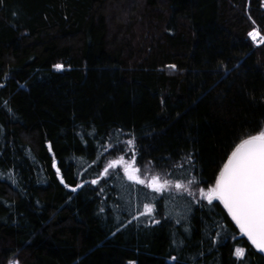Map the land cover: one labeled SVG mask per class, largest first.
I'll list each match as a JSON object with an SVG mask.
<instances>
[{"label":"trees","instance_id":"1","mask_svg":"<svg viewBox=\"0 0 264 264\" xmlns=\"http://www.w3.org/2000/svg\"><path fill=\"white\" fill-rule=\"evenodd\" d=\"M252 29L264 0H0V264H264L219 201L152 193L159 223L136 220L150 190L103 174L134 137L141 170L181 176L190 155L214 184L264 130Z\"/></svg>","mask_w":264,"mask_h":264},{"label":"snow or ice","instance_id":"2","mask_svg":"<svg viewBox=\"0 0 264 264\" xmlns=\"http://www.w3.org/2000/svg\"><path fill=\"white\" fill-rule=\"evenodd\" d=\"M258 35V32L249 33V36L254 40ZM261 42H264V38ZM55 68L62 69L63 65L57 64ZM118 144L119 141L116 144L102 145V147L105 151H108L109 148L116 147ZM125 145L132 151V157L126 160L125 155H119L118 158L109 160L103 169V174L108 176L110 175L109 169L114 170L118 166H122L128 181L133 182L135 185H143L150 190V192H141L142 199L139 201L137 209L130 211L132 219L138 220L141 216H145L155 223H159L154 215L157 210L158 197L152 195V193L161 196L168 193L165 199L173 200L177 196L183 199L186 194L197 202L207 200L210 205L213 204V201H219L226 209L228 216L239 228V233L247 237V240L257 250L264 252V130H259L256 134H248L246 138L240 139L239 143L232 148L226 161L223 162L214 184L206 188L199 187L201 181L190 174V168L194 167L191 165L190 155L184 158L189 163L190 168L181 176L169 172H153L147 166L141 174V168L136 166L135 161V138L127 140ZM49 148L51 149V144H49ZM124 151V149L117 147V152ZM177 167L183 168V164H179ZM56 171L59 175L60 168L57 167ZM60 179L61 183H64L63 176ZM91 183H99V178L92 180ZM65 186L70 187L67 184ZM81 186L77 185L76 187ZM72 190L75 191L76 189L73 188ZM100 190L103 191V188ZM197 190L199 200H197ZM124 191L128 192L129 188L124 187ZM176 222L180 223V219H177ZM221 228H223V225H221ZM185 230L187 231V229ZM214 237L218 239L220 233H214ZM225 238L235 239V236L229 237L226 235ZM235 255L238 258H244L245 248L236 247ZM172 259L176 260V257L173 256ZM10 264H18V261H12ZM129 264H134V262L130 261Z\"/></svg>","mask_w":264,"mask_h":264},{"label":"rangeland","instance_id":"3","mask_svg":"<svg viewBox=\"0 0 264 264\" xmlns=\"http://www.w3.org/2000/svg\"><path fill=\"white\" fill-rule=\"evenodd\" d=\"M250 32H257V30L256 29H252ZM249 32V33H250ZM249 35V34H248ZM256 38H258V40H262V38H264L263 37V35L262 34H260V35H258ZM249 40H250V42L252 43V45H254V46H258V45H260V44H255V42H254V39H252V37H250L249 36ZM125 145V144H124ZM118 148H121V149H124L125 151L124 152H117V149H114L112 152H110V153H112L111 154V156L109 155V154H107L106 155V159L104 160L105 162H104V167L107 165V162L109 161V160H111V159H116V158H118V156L119 155H125V159L126 160H129L131 157H132V153H130L129 152V148L125 145L124 147H118ZM137 166V165H136ZM112 172V171H120L123 175H124V172H123V167L122 166H118L116 169H109V172ZM142 171H144L143 169L141 170V174H143V172ZM125 176V175H124ZM195 190V189H194ZM197 197H199V193L197 192ZM127 264H129V263H127Z\"/></svg>","mask_w":264,"mask_h":264},{"label":"water","instance_id":"4","mask_svg":"<svg viewBox=\"0 0 264 264\" xmlns=\"http://www.w3.org/2000/svg\"><path fill=\"white\" fill-rule=\"evenodd\" d=\"M207 201V200H206ZM221 204V203H220ZM222 205V204H221ZM226 210V209H225ZM233 223H234V221H233ZM235 224V223H234ZM243 236V235H242ZM244 238H246L247 239V237H245V236H243ZM249 243L251 244V242L249 241ZM252 245V244H251ZM253 246V245H252ZM254 247V246H253ZM254 249H256L255 247H254ZM257 250V249H256ZM257 251H259V250H257ZM260 253H261V255L264 257V252H261V251H259Z\"/></svg>","mask_w":264,"mask_h":264}]
</instances>
